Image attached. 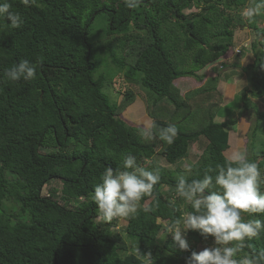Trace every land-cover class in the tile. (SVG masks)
Listing matches in <instances>:
<instances>
[{"label": "trees", "instance_id": "trees-1", "mask_svg": "<svg viewBox=\"0 0 264 264\" xmlns=\"http://www.w3.org/2000/svg\"><path fill=\"white\" fill-rule=\"evenodd\" d=\"M4 2L23 23L13 29L0 16V264H141L137 248L151 251L154 264H187L200 246L216 247L214 237L205 240L191 230L185 234L189 250L173 245L164 224L193 209L175 191L183 172L161 165L156 157L173 166L198 142L203 151L185 175L189 182L224 163L228 130L238 120L216 119L223 101L218 88L222 71L200 72L218 61L224 68H241L251 87L241 95L244 107L250 105L249 94L262 98L264 22L259 17L264 18V9L255 23H247L257 38L250 45L253 62L243 67L235 60L242 54L235 53V30L250 0H141L135 9L124 0ZM101 13L107 19L105 37L117 40L122 53L114 54L119 59L111 72L140 81L146 113L155 124L153 139L142 137L144 124L124 116L137 98L131 89L122 92L120 102L104 92L106 79L92 42ZM22 59L36 66V77L7 81L5 71ZM184 79L193 80L191 88L181 87ZM169 125L177 129L172 144L158 136ZM249 143L248 138L246 153L260 168L264 194V150L257 153ZM126 153L146 170L158 168L160 180L153 196H145L138 212L125 219L122 235L116 220L97 222L90 195L104 170L118 168ZM144 207L152 211L145 213ZM242 219L264 221V215L242 214ZM246 243L253 248L244 252L264 250V232Z\"/></svg>", "mask_w": 264, "mask_h": 264}, {"label": "clouds", "instance_id": "clouds-1", "mask_svg": "<svg viewBox=\"0 0 264 264\" xmlns=\"http://www.w3.org/2000/svg\"><path fill=\"white\" fill-rule=\"evenodd\" d=\"M21 3L28 6L30 0H21ZM31 3L35 4V0H31ZM124 3L129 9H135L141 0H124ZM262 9L264 0H250L241 11V16L247 23L252 24ZM0 16L10 21L9 27L13 29L19 28L23 23L20 13L11 11V5L7 2L0 4ZM238 49H235V53L241 54L236 52ZM224 69L221 61L207 67L208 74L211 75ZM4 76L9 82L21 79L30 81L36 77V66L22 59L7 69ZM154 127V122H146L141 130L142 137L153 139L156 135L153 132ZM176 135L175 125H169L158 133L159 138L167 144H172ZM185 171L190 174L191 166H186ZM213 172L216 173L215 176L210 174ZM261 179L259 166L248 159L246 152L240 151L226 156L223 164L205 169L202 179L189 182L185 175L177 177L176 194L191 205L193 211L165 223L164 231L172 236L173 245L182 251L189 250L190 245L185 234L190 230L198 231L205 240L209 236L214 237L217 245L214 248L205 247L198 253L193 251L187 264H264V250L259 253L254 250L251 253L244 252L246 248H253L246 241L259 239L264 232V221L242 219V214L264 215ZM159 180L158 168L153 171L146 170L137 163L134 155L122 154L120 166L115 170L106 168L101 174L102 182L95 186L90 195V199L97 206V219L111 223L113 220L134 216L140 209V201L145 196H153ZM143 211L148 213L152 209L144 207ZM239 253L244 254L239 259L235 258ZM135 255L141 264H154L151 251L141 253L137 248Z\"/></svg>", "mask_w": 264, "mask_h": 264}, {"label": "rangeland", "instance_id": "rangeland-1", "mask_svg": "<svg viewBox=\"0 0 264 264\" xmlns=\"http://www.w3.org/2000/svg\"><path fill=\"white\" fill-rule=\"evenodd\" d=\"M193 11L197 12L199 10L194 9ZM186 12L188 13L190 11ZM259 18V23L262 24L264 22V18ZM237 21L240 24L235 30V40L237 41V49L240 48L242 50V54L235 60H237L238 63L241 64V66H245L253 61V55L250 51V45L257 38V35L255 32L248 28V24L242 18V16L238 17ZM105 26H107V19L105 15L101 13L96 17L93 24L92 42L94 48L98 49L95 61L98 62L99 66H101L100 75L103 74L104 76H102L106 79L104 92L112 100L120 102V100L122 99V92H124L127 88L131 89L137 95V98L136 101L124 112L125 118H127L131 122L144 125L148 121L153 122L146 113V103L144 100L146 98V95L140 81H134L121 77L118 78V76L116 77L115 75H113L115 74V72L112 74L111 70L115 71V66H113V64H115L117 59H119V57L117 58L114 54L117 53L120 56V54L122 53L118 46L117 40H115L114 38L105 37ZM110 45L113 47V51L109 48ZM222 62L221 64H223ZM212 68L213 66L211 67V70ZM204 73H208V71H201L200 75ZM221 73L222 82H220L218 88L223 95V101L221 111L216 119L218 121L230 118H235L238 120L236 126L229 128L230 142L229 148H227L225 154L226 156H229L234 151L246 152L247 149L245 141L248 138L250 139L249 148H252L253 151L259 153V151L264 150V147L262 145L264 142V96L258 99L249 94L251 102L250 105L245 108L241 99V95L244 92L248 93L250 91L251 87L249 85L248 74L243 73L241 68H225ZM121 75L123 76V74ZM212 75L215 74L213 73ZM113 79L115 82L110 84L109 81H113ZM192 84V79H184L180 82L181 87L185 89L191 88ZM254 130L256 131V134H254V136L251 138ZM202 151L203 147H198L197 142L192 145L188 157L177 162L173 166H170L166 162V160L160 156H157L156 160L163 166H168L172 169L178 168L181 173L183 172L184 175H190L185 171V168L186 166H192L193 164H196V162L198 161V157L200 156ZM7 176L8 178H11L9 173L7 174ZM55 187L60 189L62 187V184L60 182H57L55 183ZM165 189H167V187H165ZM43 193L47 194L46 190H43ZM97 222L100 223L102 221L97 219ZM126 226L127 221L125 219L119 220L117 221L115 229L123 235ZM161 234H163V231ZM204 248L205 247H199L198 249L199 251H202ZM210 248H213V246H210Z\"/></svg>", "mask_w": 264, "mask_h": 264}, {"label": "built area", "instance_id": "built-area-1", "mask_svg": "<svg viewBox=\"0 0 264 264\" xmlns=\"http://www.w3.org/2000/svg\"><path fill=\"white\" fill-rule=\"evenodd\" d=\"M236 52H237V53H240L241 51L238 49V50H236Z\"/></svg>", "mask_w": 264, "mask_h": 264}, {"label": "crops", "instance_id": "crops-1", "mask_svg": "<svg viewBox=\"0 0 264 264\" xmlns=\"http://www.w3.org/2000/svg\"><path fill=\"white\" fill-rule=\"evenodd\" d=\"M252 62H253V61H252ZM252 62H251V63H252ZM247 65H248V64H247ZM245 66H246V65H245ZM245 66H243V67H245ZM220 82H222V81H220ZM219 84H220V83H219Z\"/></svg>", "mask_w": 264, "mask_h": 264}]
</instances>
